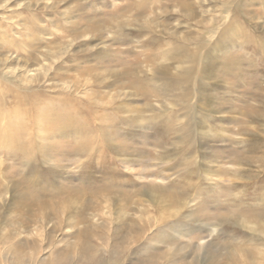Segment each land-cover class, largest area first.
Segmentation results:
<instances>
[{
	"label": "rangeland",
	"instance_id": "1",
	"mask_svg": "<svg viewBox=\"0 0 264 264\" xmlns=\"http://www.w3.org/2000/svg\"><path fill=\"white\" fill-rule=\"evenodd\" d=\"M196 1L187 10L198 14L186 19L174 5L136 18L126 0H0V73L41 66L25 87L88 95L82 83L93 81L94 95L123 106L93 107L108 119L96 131L107 141L44 136L34 142L44 153L29 163L0 148V264H264V2L225 9L226 0H204L201 12ZM199 19L229 27L234 44L209 56L204 48L198 64L168 60L179 53L172 47L194 49L203 38ZM26 25L32 41L19 29ZM163 67L175 75L192 67L189 99L178 78L176 88L154 92L165 84L154 78ZM198 87L207 102L195 98Z\"/></svg>",
	"mask_w": 264,
	"mask_h": 264
},
{
	"label": "bare ground",
	"instance_id": "2",
	"mask_svg": "<svg viewBox=\"0 0 264 264\" xmlns=\"http://www.w3.org/2000/svg\"><path fill=\"white\" fill-rule=\"evenodd\" d=\"M190 1L191 0H126V3H124V6L125 7L127 6V9L129 8L130 11H133L136 18H138V17L140 18V15H143L148 10L149 11L151 10V12L154 13V10H155L154 7L155 6H159L158 7L159 10H160V8H164L165 6H168V5L180 6L181 8L183 7V9H185V11L183 10V12H182L183 16L186 19H193L198 13L196 14V13L191 12L193 10H191V11L187 10L188 6H190V5H188V4H190L189 3ZM237 1H238V3L241 1H243L244 3H248L251 0H226L225 2H223L224 3L223 8L226 9V7L228 5H230L231 2L235 3ZM202 2H204V0L196 1V4H198L197 10L204 12V10H203L204 7L202 6ZM260 2H261V4H263L264 0H260ZM150 3L151 4L155 3V4L150 5ZM117 6L118 5H116L115 7H117ZM227 10L229 11V9H227ZM227 10H225V11H227ZM154 16H156V14ZM194 21H195V25H196L197 30L198 31L200 30L199 33H202V34L205 33V34L203 35V38L201 37L198 39L194 49L192 47H189L188 45L184 46L185 49L182 47H176V46L172 47L171 48L172 52H179V53H171L170 54L168 51L167 59L172 60L173 63L180 64V65L186 64L187 62L196 63L199 60V57H197V53L200 51H203L204 48H208V51L205 54H207V56H209L210 50L213 51L215 49V48L213 49V47H217L219 45L220 46L221 45L227 46L229 43H232V45L234 44V39L232 36H230L234 33H230V28L225 27V25L223 23L220 24L219 26H216V25L213 26L212 23L206 22V21L201 20V19H199L197 21L194 20ZM115 22H117V21H115ZM212 22H214V21H212ZM236 23L237 22H233L231 25L234 26V25H236ZM187 24H189V23H187ZM30 25L33 29L35 28L34 22L30 21ZM30 25H28V26L26 25V26H24V28L23 27L19 28L21 30V34L23 36H24V34H27L26 36H28V41L34 40L33 36H35L33 34L28 35L29 33H32V29H31ZM71 25H73V24L71 23ZM116 26H117V24H116ZM238 28H240V27H238V25H237L236 29H238ZM39 29H42V27L39 26ZM219 30H222V31H220L221 37L219 36V39L217 40V42L215 41L214 43H211L210 47H209L207 40L208 39L211 40L213 38V35L215 34V32H217ZM29 31H31V32H29ZM18 34H20V32ZM85 34H86V32H85ZM153 34H154V31H153ZM202 34L200 36H202ZM84 36H86V35H84ZM1 37L2 38H8L7 35H5V36L1 35ZM152 38H154V37H152ZM152 42H153V40H150V41H148V44L149 43L151 44ZM14 44H15V46H11L10 48L18 51V49L20 47H17L18 46L17 42L16 43L14 42ZM28 44H29V42H28ZM31 44H32V42H31ZM166 44H168L170 46L173 43L166 42ZM20 45H22V44H20ZM182 45H184V43ZM31 51H32V49L28 48V54L30 56H31ZM165 51L166 50L162 51L161 53H158L159 61H161L163 59L161 57V54ZM52 53H54V52H52ZM43 55H45V54H43ZM95 57H99V56L95 55ZM7 59H8L9 65H11L14 62L13 61L14 59L12 58L11 54L8 55ZM104 61H101L99 63H102ZM43 62H45V61L43 60ZM198 62H197V64H198ZM18 63L19 62L17 60L16 64H18ZM34 64H36V63H33V65ZM166 64H168V63H166ZM4 65H5V63H4ZM194 65L196 66V64H194ZM51 66L52 65H50V67ZM39 67H41V66H39ZM39 67L36 69H31V68H29V66L24 64V65L19 66V68L21 70H19V68L17 70L15 68V66H12V67L11 66H3V68L5 70L3 71V73H0V119L4 123L0 122V143H4V144H0V148L4 149V151H6L7 153H10L13 157L19 158V159L23 160L24 162L29 163V162H31L30 161L31 158L33 160V158L36 157L38 154L41 155L42 153H44V147L42 148V146H40L39 143H37V144L40 147V150L39 149L34 150V147L36 146V143H34V142L36 141V139H39V138L44 137V136L45 137L49 136L46 138V139H48L54 135H62L63 133L66 132L70 137L75 138V141H77V140L79 142L82 141L85 143V145H87L90 142L95 141V136H98V140L100 139V140L107 141V138H104L103 135L96 134V131H98V130L100 131L102 128H104L105 124L108 122V119L103 118L101 116L99 118H97L99 112L97 110H94L93 107L99 106V108L109 110L112 112L113 111H119L123 108L121 102L114 104L115 97L111 98L112 95H102V94L101 95H94L96 88L93 87V81H91L89 83L88 82L82 83V86H85V88L87 87L85 93H87L88 95H61V94L45 95L42 93V91L41 92L36 91V89H38V88L34 89L32 87H25L24 86L25 83H33V82L37 81V79L41 73ZM41 69H43V68H41ZM189 70L185 69L184 73H177L175 75L173 73L168 74V68L167 67L159 68L158 71H155V77L154 78L156 79L157 75L158 76L164 75V77L162 78V81L165 84H161V86L155 87L156 89H154V92L161 95L162 92H164V93L168 92V91H166L168 89L172 90V89L176 88V83L173 80V78H178L180 80H178L177 84L180 85L182 87V90H183L181 95H186V98L189 99L191 97V95H189L190 90H188V88H186V86H188V84L190 85L188 75L191 73L192 67H189ZM43 71H44V69H43ZM47 71H48V68L45 69V72H47ZM156 73H158V74H156ZM43 75H45V73H43ZM172 75H174V76H172ZM88 76L90 79H92V77H90V75H88ZM11 77H12V79H11ZM152 78L153 77H151L149 79H145V80H142V79H137V80L140 81L141 83H148V81H150ZM48 79H54V77H50ZM56 79L59 82H61V85H63V86L65 84H67V82H68L67 80H64V77H62V79L61 78L58 79V77H57ZM93 79L95 81L94 85L100 87L97 84L99 81L98 77H95ZM14 81H17L18 83H16V82L14 83ZM70 81H69V84L72 83V81L71 82ZM87 81H90V80H87ZM131 81H132V79H131ZM127 84L129 86H132V87L134 85L133 82H132V84L131 83H127ZM21 86H23V87H21ZM72 86H73V89H76L77 86H79V85L76 81V82L72 83ZM69 88H71V87H69ZM136 90L138 91V94L142 95V91L140 90L139 87H137ZM150 90H151V92H153L152 88H150ZM199 93H200V95H195V98L197 97V99H199V101H201V99H203L201 102L205 103V101L207 102V100L211 97V96H207V95H201V90L199 91V87H198L197 94H199ZM140 95H130V96L137 97ZM124 96L125 95H117L116 97L125 98ZM199 96L201 97V99ZM97 97L100 98L99 101L96 99ZM39 105H41V106H39ZM135 109L137 110V108H135ZM130 111L131 112L134 111V106H133V109H130ZM112 112H109V113H112ZM90 117L97 118L98 122L101 121V123L100 124L99 123L98 124L97 123L96 124H92V123L89 124ZM110 119H109V121H110ZM119 120H121V119H119ZM86 130H89L90 133L94 132L95 135L93 134L90 137L82 136L80 133L82 131H86ZM84 146L82 148H84ZM34 154H35V156H33Z\"/></svg>",
	"mask_w": 264,
	"mask_h": 264
}]
</instances>
